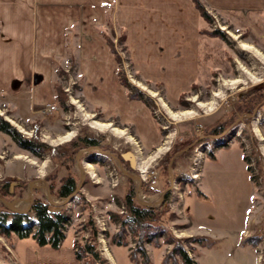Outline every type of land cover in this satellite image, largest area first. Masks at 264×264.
I'll use <instances>...</instances> for the list:
<instances>
[{"label": "rangeland", "instance_id": "obj_1", "mask_svg": "<svg viewBox=\"0 0 264 264\" xmlns=\"http://www.w3.org/2000/svg\"><path fill=\"white\" fill-rule=\"evenodd\" d=\"M204 6L211 18L201 29L200 76L176 101L163 83L135 69L124 29L109 31L120 79L147 98L157 135L138 134L134 122L124 125L118 112L108 119L103 106L92 105L74 60L60 71L59 100L43 110L0 89V114L25 138L52 147L24 148L0 129V212L34 215L30 207L36 198L66 211L67 243L94 246L83 264H144L131 257L135 249L141 258L138 240L150 264H162L174 241L183 243L197 264H264V102L255 108L245 102L251 89L264 84V60L243 46L249 43L264 54V9L220 12ZM188 110L192 113L179 115ZM217 126L220 132L213 131ZM87 136L98 145L85 144ZM145 136L154 141L146 144ZM70 174L77 188L61 197L59 187ZM131 189L142 204L165 202L158 216L165 232L156 241L142 240L128 223V244L113 242L122 220L131 219L125 201ZM191 236L203 240L189 242ZM18 238L0 233L1 264H16Z\"/></svg>", "mask_w": 264, "mask_h": 264}, {"label": "crops", "instance_id": "obj_2", "mask_svg": "<svg viewBox=\"0 0 264 264\" xmlns=\"http://www.w3.org/2000/svg\"><path fill=\"white\" fill-rule=\"evenodd\" d=\"M201 1L220 12L264 9V0ZM204 19L194 0H0V89L43 110L59 100L60 71L74 60L92 105L134 122L138 134L157 135L148 104L120 79L109 31L124 29L135 69L176 101L200 76ZM66 240L54 247L18 238L16 264H83Z\"/></svg>", "mask_w": 264, "mask_h": 264}, {"label": "trees", "instance_id": "obj_3", "mask_svg": "<svg viewBox=\"0 0 264 264\" xmlns=\"http://www.w3.org/2000/svg\"><path fill=\"white\" fill-rule=\"evenodd\" d=\"M198 8L200 9L203 17L210 20L211 15L208 13L203 2L201 0H194ZM132 90L129 92L131 98L143 99L148 101L145 95L139 90H136L133 86H129V83L122 80ZM245 102L251 105L252 108L260 106L264 102V84H261L257 88L251 89L245 96ZM251 111V110H250ZM0 129L10 133L18 143L24 148L31 149H47L52 148L43 141H39L37 137L25 138L20 131L16 129L7 119L0 114ZM221 126H217L213 131L220 132ZM37 132V131H36ZM83 141L87 145L97 146L99 141L91 137H83ZM212 157L215 155L212 154ZM77 188V180L74 175L70 174L64 178L61 186L59 187L58 193L61 197H66L73 193ZM169 196V194H166ZM126 206L130 212L131 219L129 221L122 220V228L113 238V242L118 245H127L125 234L126 225L129 223L131 232L142 240L144 238L148 241H156L159 237L164 234V229L160 227L158 223V216L165 202L162 205H146L135 200V189H131L126 194ZM30 210L33 211L34 215L30 214L29 211H1L0 212V233L6 236L11 234H17L21 238L32 236L39 244L45 245L50 244L54 247H59L65 240L66 226L70 222V216L66 211L53 210L49 207V204L42 201L39 198L33 200ZM189 242L201 241L202 237L191 236L187 238ZM248 239L247 241H249ZM253 245L255 242H253ZM250 242V243H251ZM78 257L82 259L84 253L94 251V246L91 243H87L81 248V245H77ZM136 250L140 252L141 258L139 259L135 254V249L131 253V257L135 262L140 260L144 264H150L149 255L147 249L141 243L137 241ZM177 257H180L181 263ZM1 264V263H0ZM162 264H197L189 254V250L186 249L183 243L175 242L173 248L166 254Z\"/></svg>", "mask_w": 264, "mask_h": 264}, {"label": "bare ground", "instance_id": "obj_4", "mask_svg": "<svg viewBox=\"0 0 264 264\" xmlns=\"http://www.w3.org/2000/svg\"><path fill=\"white\" fill-rule=\"evenodd\" d=\"M217 30V29H216ZM243 46L245 47V48H247L248 50H250L251 52H253V53H255L256 55H259L260 57H261V59H263L264 60V54H262L256 47H253V45H251V44H249V43H243ZM258 57V56H257ZM238 80V79H237ZM204 104V103H203ZM203 104H200V105H202V106H205V105H203ZM189 113H192V111L191 110H188V111H186V112H183V113H180L179 115H181V114H183V115H187V114H189ZM173 114V113H172ZM97 124H101V125H105V123H101V122H97ZM73 134V132H69L66 136L67 137H70L71 135ZM89 165H91V164H89Z\"/></svg>", "mask_w": 264, "mask_h": 264}, {"label": "water", "instance_id": "obj_5", "mask_svg": "<svg viewBox=\"0 0 264 264\" xmlns=\"http://www.w3.org/2000/svg\"><path fill=\"white\" fill-rule=\"evenodd\" d=\"M40 80V77L37 76V78L35 79V81H39Z\"/></svg>", "mask_w": 264, "mask_h": 264}, {"label": "built area", "instance_id": "obj_6", "mask_svg": "<svg viewBox=\"0 0 264 264\" xmlns=\"http://www.w3.org/2000/svg\"><path fill=\"white\" fill-rule=\"evenodd\" d=\"M117 181V180H116ZM115 184H117V182H115ZM145 199H147V196L146 195H143Z\"/></svg>", "mask_w": 264, "mask_h": 264}]
</instances>
